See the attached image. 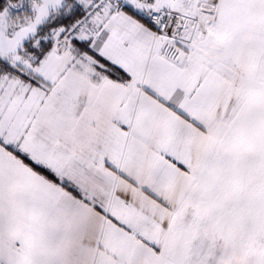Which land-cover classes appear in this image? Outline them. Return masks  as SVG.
Segmentation results:
<instances>
[{
	"label": "snow or ice",
	"instance_id": "obj_1",
	"mask_svg": "<svg viewBox=\"0 0 264 264\" xmlns=\"http://www.w3.org/2000/svg\"><path fill=\"white\" fill-rule=\"evenodd\" d=\"M0 264H264V0H0Z\"/></svg>",
	"mask_w": 264,
	"mask_h": 264
}]
</instances>
